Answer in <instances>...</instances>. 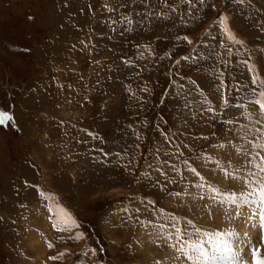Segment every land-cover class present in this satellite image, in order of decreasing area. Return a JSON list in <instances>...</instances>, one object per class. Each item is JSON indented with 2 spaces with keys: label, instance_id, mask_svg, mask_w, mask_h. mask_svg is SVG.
<instances>
[{
  "label": "rangeland",
  "instance_id": "374dc122",
  "mask_svg": "<svg viewBox=\"0 0 264 264\" xmlns=\"http://www.w3.org/2000/svg\"><path fill=\"white\" fill-rule=\"evenodd\" d=\"M260 92L264 0H0V264L216 253L264 176Z\"/></svg>",
  "mask_w": 264,
  "mask_h": 264
},
{
  "label": "snow or ice",
  "instance_id": "6c2138e0",
  "mask_svg": "<svg viewBox=\"0 0 264 264\" xmlns=\"http://www.w3.org/2000/svg\"><path fill=\"white\" fill-rule=\"evenodd\" d=\"M189 3L194 2V0H188ZM231 35V34H229ZM232 39H235V37H231ZM186 39V37H185ZM239 42V41H237ZM253 84H255V80L252 81ZM143 91H147V89H143ZM255 95V93H254ZM259 99H252L250 100V103L255 104V105H259L260 108V112L262 115H264V92H260L259 94ZM209 111H211V109H209ZM12 117L10 115H8L7 113L4 112H0V125L4 124L6 121H11ZM256 147L258 148H264V144H258L256 145ZM254 167H256L258 169V171L260 173H264V157L260 158V163H257L254 165ZM194 171V170H193ZM250 175H255L254 173H250ZM261 181L259 183V187L258 188H253L252 191L250 193H248L245 196V199L248 200L250 199L251 202L254 205H258L259 206V211H260V229L262 232V242H264V176H262ZM176 195H179V193H176ZM124 211H127V209H124ZM137 211H139L137 209ZM255 215V213H254ZM186 223L188 225H191V221H186ZM173 227L175 228L176 234L177 236H179L181 234V232L183 231L180 228H176L175 224H173ZM197 232H199V229H197ZM205 235L208 238V243L212 246V248L216 249L217 251H226V252H231L232 251V244L229 243L228 241L224 240L222 238V236L220 234H215V233H205ZM229 236H235V233H229ZM49 247H51V245H49ZM193 250L198 251L202 257H204L206 254L204 253V249L201 245L199 244H193L190 246ZM241 248L244 247L243 244L240 245ZM258 249H253L252 250V257H253V262L254 264H264V260L262 259H258Z\"/></svg>",
  "mask_w": 264,
  "mask_h": 264
},
{
  "label": "bare ground",
  "instance_id": "6f19581e",
  "mask_svg": "<svg viewBox=\"0 0 264 264\" xmlns=\"http://www.w3.org/2000/svg\"><path fill=\"white\" fill-rule=\"evenodd\" d=\"M252 205H254V204H253V203L251 204V210H249V206H247V207H248V208H246V209H247V212L245 211L244 214H243V216L241 217L242 220H243L242 225H243V227H244V231L239 232V231L236 229V231L233 230V232L230 231L229 233H235V234H237L236 236H239V237L242 239L244 233H254V232H255V230H256L257 227H258V222H256V220H254V219H251L250 215H248V211H249L250 213H252L253 210H254V208L252 207ZM255 208H256V207H255ZM257 214H258V213H257ZM252 240H253V239H252ZM234 241H235V244L238 245V246L240 247L241 242H242L243 240H234ZM234 241H233V243H234ZM199 245H200V244H199ZM194 252H195V253H198V251H195V250H194ZM226 257H227V256H226Z\"/></svg>",
  "mask_w": 264,
  "mask_h": 264
}]
</instances>
